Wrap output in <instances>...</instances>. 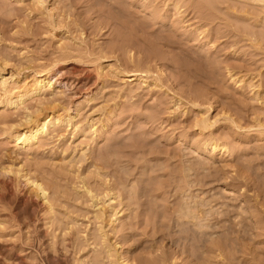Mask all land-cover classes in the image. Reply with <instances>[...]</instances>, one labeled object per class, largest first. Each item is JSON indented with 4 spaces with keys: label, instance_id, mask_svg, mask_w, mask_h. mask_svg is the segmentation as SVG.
Instances as JSON below:
<instances>
[{
    "label": "rangeland",
    "instance_id": "1",
    "mask_svg": "<svg viewBox=\"0 0 264 264\" xmlns=\"http://www.w3.org/2000/svg\"><path fill=\"white\" fill-rule=\"evenodd\" d=\"M0 72V264H264V1L0 0Z\"/></svg>",
    "mask_w": 264,
    "mask_h": 264
},
{
    "label": "bare ground",
    "instance_id": "2",
    "mask_svg": "<svg viewBox=\"0 0 264 264\" xmlns=\"http://www.w3.org/2000/svg\"><path fill=\"white\" fill-rule=\"evenodd\" d=\"M256 1H264V0H256ZM38 2H42L43 0H38ZM120 49V48H118ZM115 50V52H117V50ZM138 52L143 53L145 52V50H142L141 48L137 49ZM149 48L146 49V55L145 58L148 61H151L153 58L154 59H161L160 55L158 53H153V52H148ZM144 58V59H145ZM138 64V63H137ZM146 70H144V68H136L135 70H133L132 72H129L127 75L128 76H132V75H148L151 73L152 68L150 66H147V68H145ZM88 71V70H87ZM146 73V74H145ZM154 73V72H153ZM1 74V72H0ZM45 76V77H44ZM89 75L87 74L86 78L87 80L89 79ZM159 77L156 75V77L154 79H158ZM2 84H5L4 81L1 82ZM1 84V85H2ZM53 85V81L52 78L50 77V75L46 76V75H40L39 77H37L35 79V82L33 85H31V88H28L25 92V94L23 95H19L16 98L13 96H10L8 98V103L10 104H16L17 102H23L26 98L27 95H29L31 93L32 94H36L38 95L39 93H41L45 88L47 89V86H52ZM15 88V87H14ZM8 93V92H7ZM196 100V99H195ZM205 115V114H204ZM203 116V115H202ZM38 119L33 120L31 117H29L28 120H26L28 123H32L30 124V126H28L25 130H22V132H16L15 134V139L17 141H19L20 145L22 146H26L27 144H29L31 141H34L38 138V136H41L42 134L46 133L48 130V124H55V123H59L60 121H63L64 119H62L61 117L57 116V117H50V119H48V117L46 116L45 118H42V120L37 121ZM200 120V118L198 119ZM203 124L206 125L207 119L204 118L203 120ZM209 124V123H208ZM202 125V124H201ZM238 125V124H237ZM240 126V125H239ZM19 131V130H18ZM214 139V138H213ZM213 149H218V147L220 145L212 142ZM104 158V157H102ZM104 160V159H102ZM108 161V160H107ZM21 170V169H20ZM20 170H17L18 172H20ZM21 177L25 178V181H27V183L31 184L35 190V193H37L38 195L42 196V198L47 202L48 201V192L47 189L38 181L31 179L28 175L26 174H22ZM0 183L5 184L6 181L5 180H0ZM87 188V187H86ZM146 196L148 191H150V189H148V187L146 186ZM86 192H88V194H90V189H85ZM154 190V189H153ZM149 195V194H148ZM91 196L94 198V194L92 192ZM148 197V196H147ZM116 198L114 196V194H108V201L109 203L113 201V199ZM149 200V198H148ZM148 200L146 199V204H149ZM148 206V205H147ZM197 206V205H196ZM199 207V206H197ZM193 208V207H188L189 210L185 211L188 215V217H191L192 219L194 218H204V211L202 209L199 208ZM185 208V207H184ZM187 209V208H186ZM101 212V211H100ZM104 213V212H102ZM163 257V256H162ZM155 258V257H154ZM160 258V257H159ZM162 259V258H161ZM164 259V258H163ZM154 262L159 261V259H157V257L155 259H153ZM151 262V261H150ZM149 261H146V264H148Z\"/></svg>",
    "mask_w": 264,
    "mask_h": 264
}]
</instances>
